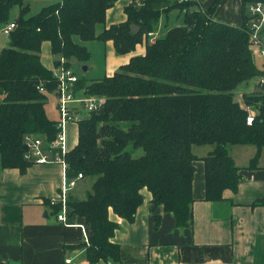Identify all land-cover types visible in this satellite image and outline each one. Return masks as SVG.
<instances>
[{
    "label": "trees",
    "instance_id": "16d2710c",
    "mask_svg": "<svg viewBox=\"0 0 264 264\" xmlns=\"http://www.w3.org/2000/svg\"><path fill=\"white\" fill-rule=\"evenodd\" d=\"M117 1L63 0L29 15L24 0H0V23L19 6L9 46L0 51V162L5 169L25 172L33 165L25 158L26 135L52 142L58 133V120L46 111L57 82L42 63L44 42L60 57L56 65L63 59L67 68H72L71 59H90L76 37L113 41L118 54L146 44L144 55L132 57L112 76L91 81L81 77L76 84L87 95L104 99L101 110L77 123V145L65 156L69 179L79 173L83 181L93 179L84 199L68 196V216L82 218L88 229L84 247L90 264H121L120 246L111 241L119 225L110 220L109 211L133 222L144 189L174 215L178 227L188 226L197 160L193 146H214L204 162L205 200L215 204L225 202L224 192L237 191L243 179L228 147L256 146L249 168H257L264 148V82L257 85L260 92L243 94V104L235 99L240 85L264 76V62L260 70L253 60L249 26L254 20L250 6L264 0H241L240 26L213 18L220 0L208 9L202 8L205 0L132 2L124 10L125 22L97 34L96 27L105 24ZM172 9L178 10L183 25L151 42L147 34L156 32ZM132 25L140 27L137 34ZM246 107L256 112L251 125ZM139 148L144 153L135 157L132 150ZM52 207L55 214L61 210L60 204Z\"/></svg>",
    "mask_w": 264,
    "mask_h": 264
},
{
    "label": "crops",
    "instance_id": "0c3cea01",
    "mask_svg": "<svg viewBox=\"0 0 264 264\" xmlns=\"http://www.w3.org/2000/svg\"><path fill=\"white\" fill-rule=\"evenodd\" d=\"M59 1L49 0L43 8ZM213 1L205 0L202 8L208 9ZM130 3L132 1L126 6ZM241 9V0H220L213 18L240 26ZM122 20L121 23L127 20L126 14ZM111 25L115 24H104L101 31L96 27V33L101 34ZM262 36L264 38V29ZM91 41L105 47L104 77L112 76L132 57L146 52L144 43L137 45L142 48L119 56L113 41ZM91 41H83V46L90 53L86 72L92 70V52L88 47L89 42L93 43ZM46 44L51 52L50 43ZM57 60L58 57H55L52 62L42 60V63L48 70L54 71ZM252 80L245 84L244 90L248 89L245 93L258 89L260 78ZM75 126L78 128L73 123L67 126V140ZM247 146L254 145L228 147L236 165L241 168L243 179L237 191L226 190V201L216 204L205 200L204 158L214 150V146L192 147L197 160L194 162L192 184L194 203L188 226L178 227L174 215L167 212L163 205H156L147 189L142 191L143 203L133 222L120 218L110 210V220L119 225L111 241L120 246L121 264H264V148L257 168H249L257 148L249 151L250 157L242 162L245 155L243 147ZM63 179L64 169L58 163L34 164L25 172H20L17 168H2L0 162V264H90L84 247V244L87 245L84 231L78 226L84 220L68 216L71 225H66L57 220L50 204L52 198L59 196ZM90 179L80 181L69 195L82 200L80 194L84 191L81 192L79 187L87 186ZM97 264L108 263L100 261Z\"/></svg>",
    "mask_w": 264,
    "mask_h": 264
},
{
    "label": "built area",
    "instance_id": "2783aa9c",
    "mask_svg": "<svg viewBox=\"0 0 264 264\" xmlns=\"http://www.w3.org/2000/svg\"><path fill=\"white\" fill-rule=\"evenodd\" d=\"M60 0L59 2H62ZM186 1V0H179ZM139 6L141 0H136ZM250 12L254 17L250 26V40L252 45L259 46V55L264 61V38L262 31L264 29V3L258 2L255 5L250 6ZM16 23H9L4 28V33L9 35L15 28ZM151 42L156 38V32H149L147 34ZM54 78L56 79L57 86L53 92L57 99V108L59 112V119L57 121L58 133L56 138L52 142H47L43 137L26 135L24 138V144L26 146L25 158L34 164H47L58 163L64 169V179L60 188L59 196L50 200L51 206L60 204L61 210L56 214L57 220L63 222L66 225H71L68 222V196L70 191L79 186V182L83 181V174L79 173L76 177L69 179L66 175L68 163L65 160V156L68 152L67 149V126L69 124H77L86 115L101 110L104 104V99L98 96L87 95L84 90H78L76 84L79 81V76L72 68L64 66V60H61L59 66L53 71ZM261 83L264 82V76L260 78ZM41 92H45L43 87H40ZM248 110L247 123L251 125L256 116L255 110L250 107H246ZM82 227L84 231L85 241L88 244V231L84 224L78 225ZM70 261V260H68ZM112 264V263H110Z\"/></svg>",
    "mask_w": 264,
    "mask_h": 264
},
{
    "label": "rangeland",
    "instance_id": "374dc122",
    "mask_svg": "<svg viewBox=\"0 0 264 264\" xmlns=\"http://www.w3.org/2000/svg\"><path fill=\"white\" fill-rule=\"evenodd\" d=\"M49 0H24V2L26 4L29 5L30 7V12L29 15H34L37 14L41 8H43V6L47 5V2ZM58 1V0H57ZM129 1L134 2V4H138L136 3V0H118L117 2H115V4L110 7L106 13V23L105 24H119L121 23V21H124L122 19H125V13H124V8L127 5V3ZM143 3V0H141L140 5ZM138 6V5H137ZM19 15V6H15L12 7L9 10L8 13V18L6 22H2L0 23V51L3 47H7L9 46V37L7 34L4 33V28L6 27L7 24L9 23H14L17 19ZM111 21V23H110ZM113 21V22H112ZM183 25V21H182V17L179 16V12L177 9H172L171 11L168 12L167 16L163 15L161 18V25L160 27L156 30V35L157 37H163L166 35L167 31L171 28L174 27H178ZM98 31H101L103 29V24H100L97 26ZM76 40L79 44L83 45V41L76 37ZM93 42V41H91ZM144 41H143V45H144ZM46 42H44V44L42 45V50H41V58L43 60V62L49 60L50 62H52L55 57H53L52 53L49 50V47H47ZM88 47L90 48V51L92 52V60L90 61V64L92 65V70L89 72H84V67L88 66L89 62L86 63H80L74 59L70 60L71 63V67L72 69H74V71H76L75 73L79 76V78L83 77L85 78L87 81H91V80H97L99 78L104 77V62H105V47L103 44L99 43V42H93V43H88ZM138 48H142L141 45L137 46L136 49ZM259 46L257 45H252L251 47V52H252V56H253V60L256 64V66L258 67V69H262L263 67V63H262V58L259 55ZM117 54V53H115ZM117 55H122V54H117ZM110 56H108L107 59L110 60L109 58ZM60 57H58L59 59ZM62 59H60L61 61ZM253 81V80H252ZM245 84H242L238 87V89L235 91V99L236 101H238L240 104H243V93H245V91H248V89H245ZM46 111H47V115L48 117L53 120V121H57L59 119V112H58V108H57V99L54 93L48 94V101L46 104ZM77 125V124H75ZM78 128L75 126V128L73 129V132H71V136L69 137V139L67 140V148L68 150L73 149L76 145H77V132ZM236 148V147H234ZM245 149V155L243 156L242 162L244 160H246L248 157H250V152L255 151L256 147L255 146H247V147H243ZM134 151V156H140L142 155L144 152L141 148L137 149V150H132ZM255 156V154H253V157ZM252 157V156H251ZM252 157V158H253ZM92 179V178H91ZM87 181V186L85 187H79L80 191H84L82 194H80L81 198L84 199L86 197V192L91 190V186H92V180ZM78 187V186H77Z\"/></svg>",
    "mask_w": 264,
    "mask_h": 264
},
{
    "label": "water",
    "instance_id": "95a60500",
    "mask_svg": "<svg viewBox=\"0 0 264 264\" xmlns=\"http://www.w3.org/2000/svg\"><path fill=\"white\" fill-rule=\"evenodd\" d=\"M131 31L134 34H137L140 31V27L139 26H136V25H132L131 26ZM83 69H84V72L87 71V67L86 66ZM260 91H261L260 88L258 90H256V92H260Z\"/></svg>",
    "mask_w": 264,
    "mask_h": 264
}]
</instances>
